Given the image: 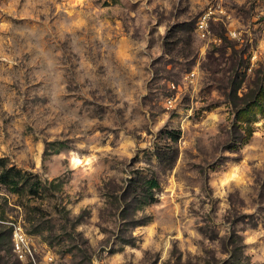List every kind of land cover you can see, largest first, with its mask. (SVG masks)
<instances>
[{"label":"rangeland","instance_id":"rangeland-1","mask_svg":"<svg viewBox=\"0 0 264 264\" xmlns=\"http://www.w3.org/2000/svg\"><path fill=\"white\" fill-rule=\"evenodd\" d=\"M261 71L264 0H0V158L44 189L0 187V264H264V116L235 111Z\"/></svg>","mask_w":264,"mask_h":264},{"label":"trees","instance_id":"trees-1","mask_svg":"<svg viewBox=\"0 0 264 264\" xmlns=\"http://www.w3.org/2000/svg\"><path fill=\"white\" fill-rule=\"evenodd\" d=\"M185 28V23L172 27L165 39L176 37V32L182 29L186 30ZM261 73L262 71L258 72L255 89L251 90L250 95H244L243 97L237 98V88H230L228 97L232 98L233 96H236L238 101V104H235L237 117L244 118L245 115L264 116V87L259 83L263 80L260 77ZM162 133L164 134V140L166 142L163 147L158 148L154 153L158 169L161 173L167 172L173 168L177 158V150L169 143H175L179 139L180 131L165 130ZM0 187L7 193L17 194L18 196L24 194L30 199L42 197V192L44 191L42 182L37 175L28 172H21L14 166H9L4 158H0ZM159 187L160 184L158 178L152 174L149 176H136L132 181V184L129 185L128 190L133 196L134 202L138 205L146 206L156 201L155 192ZM5 221L4 213L0 208V227H2V222ZM8 236L11 237V228L8 230Z\"/></svg>","mask_w":264,"mask_h":264},{"label":"built area","instance_id":"built-area-1","mask_svg":"<svg viewBox=\"0 0 264 264\" xmlns=\"http://www.w3.org/2000/svg\"><path fill=\"white\" fill-rule=\"evenodd\" d=\"M207 26V16L204 14L199 22L197 23L198 30L202 33L206 30ZM14 229L12 230V250L16 255L18 261L23 262L27 258H33L30 246L28 245L26 236L21 233L18 228L13 226Z\"/></svg>","mask_w":264,"mask_h":264},{"label":"bare ground","instance_id":"bare-ground-1","mask_svg":"<svg viewBox=\"0 0 264 264\" xmlns=\"http://www.w3.org/2000/svg\"><path fill=\"white\" fill-rule=\"evenodd\" d=\"M73 161H74L75 163H78L77 159H74Z\"/></svg>","mask_w":264,"mask_h":264}]
</instances>
